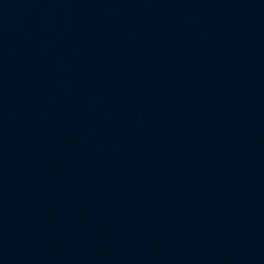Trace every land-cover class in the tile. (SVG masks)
<instances>
[{"label": "water", "instance_id": "1", "mask_svg": "<svg viewBox=\"0 0 264 264\" xmlns=\"http://www.w3.org/2000/svg\"><path fill=\"white\" fill-rule=\"evenodd\" d=\"M0 264H264V0H0Z\"/></svg>", "mask_w": 264, "mask_h": 264}]
</instances>
